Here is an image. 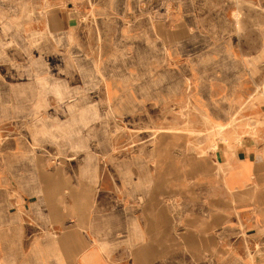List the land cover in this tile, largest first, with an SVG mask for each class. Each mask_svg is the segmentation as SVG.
I'll use <instances>...</instances> for the list:
<instances>
[{"label": "crops", "instance_id": "crops-1", "mask_svg": "<svg viewBox=\"0 0 264 264\" xmlns=\"http://www.w3.org/2000/svg\"><path fill=\"white\" fill-rule=\"evenodd\" d=\"M8 1L12 10L19 1L33 8L37 3L44 14L42 27L28 24L25 33L45 30L60 34L59 39L66 33L68 45L77 40L73 30L77 34L84 28L94 31L95 42L90 44H96L98 30L111 39L118 37L113 45L126 47V110L195 109L205 116L203 110H209L224 121L238 113L235 128L223 134L216 150L208 144V137L197 153L188 136L185 143L175 141L161 149L154 142L140 145L135 155L138 163L126 165V172L152 174L155 196L148 198L147 186L142 184L126 185L133 193L127 196L130 206L137 203L134 199L140 202L146 197V203L154 207L153 212H133L141 236L135 249L127 232L126 219L135 220L131 213H108L99 220V212L94 211L96 198L91 195L92 215L80 221L69 206L75 201L72 192L81 197V184L63 175H50L49 161L37 149L27 154L28 171L33 174L29 194L19 191L13 176L6 183L0 164V264H160L166 255L179 251L206 264H264V100L257 98L249 104L248 97L259 86L248 76L245 63L251 58L237 49L245 43H264L255 32L264 29L259 14H251L252 32L246 41L236 26L211 28L205 4L200 9L195 0ZM153 2H160L158 9ZM175 2L167 11V4ZM170 16L173 21L163 28ZM231 44L233 53L212 50L215 45L220 50ZM64 48L34 62L56 58L59 64L51 65L50 72L60 77L61 64L70 61V56L61 53ZM80 55L81 60H99V55L90 52ZM107 82L114 91L109 79ZM166 121L157 118L153 125L166 129L184 123L179 117ZM15 152L12 149V155ZM63 171L66 173L60 162L56 172ZM132 185H139L138 190L131 189ZM179 196L181 204L189 206L181 228L179 217L167 207L169 197L172 202Z\"/></svg>", "mask_w": 264, "mask_h": 264}, {"label": "rangeland", "instance_id": "rangeland-1", "mask_svg": "<svg viewBox=\"0 0 264 264\" xmlns=\"http://www.w3.org/2000/svg\"><path fill=\"white\" fill-rule=\"evenodd\" d=\"M159 3L153 2L151 5L154 9H158ZM175 4L176 2L168 3L167 11L170 10L171 5L176 6ZM195 4L200 6V9L205 4L207 21L211 28L236 26L239 32H242L243 40L246 41L252 32L249 29L252 22L251 14H259V25L264 22V0L258 3L252 0H195ZM27 6L26 1H19L12 10L8 0L0 1V164L3 165V173L6 177L4 180L9 184L13 176L18 183L19 191L29 194L31 191L29 179L33 174L28 171L27 154L29 150L37 149V152L49 161L50 175L53 177L63 175L68 181L72 183L77 181L81 184L79 189L81 197H75L72 192L75 201L69 207L73 216L85 220L92 215L91 195L96 198L94 211L99 212L96 214L99 220L105 219L108 213L114 214L126 210L127 214L129 212L135 218V220L126 219L131 225V228L128 225L129 229H127L129 240L133 248L138 247L141 236L138 217L133 212L138 213L140 210L153 212L154 207L153 204L146 203V197L140 202L134 199L137 203L134 207L130 206L128 197L133 193L130 189H126V185L142 184L144 188L147 186L144 190L148 198L155 196L152 174L126 172L128 167L126 165L138 163L136 160L138 158L135 157L138 148L153 142L154 147L166 148L175 141L185 143V136H188L193 141L196 153L206 137L213 149L216 141L210 138L220 132L218 125L231 123V127L225 132L234 129L235 116L238 112L234 113L233 119L224 121L214 117L209 110H203L206 117L201 110L195 109L179 110V112L156 108L143 111L126 110V92H123L126 89V71H124L126 47L124 44L113 45L118 37L111 39L107 32L103 34L100 30L97 35L96 30L99 42L96 39V44H90V41L95 42L94 31L91 28L80 29L77 34L76 30H73V38L76 35L77 40L75 41L74 38L73 42L69 43L68 39L69 45L72 44L69 47L66 33L62 34L61 40L60 34L48 33L45 30H41L42 34L39 29L25 33L28 31L25 29L29 28L28 24L33 27H42L44 24V14L39 10L40 7H37L38 4L36 3L34 8ZM161 7L165 8L164 5ZM196 18L199 21L200 18ZM168 19L164 21L163 28H168L166 24H171L173 21L171 16ZM229 31L231 30L227 33ZM255 32L259 38L262 36L264 41V29ZM82 41L84 43H80ZM60 47H65L61 53L67 54V58L70 56V61L68 59L66 65L61 64L62 73L58 77L54 76L57 72H50V66L59 64L57 63L59 60L56 58H53V61L46 59L34 62V60L39 56L43 59L52 56L60 51ZM237 47L239 52L241 50L244 55L251 58L245 63L248 76L252 77L259 86L248 97L251 99L249 104L252 105V101L257 98L264 100V43L257 45L245 43ZM213 49L223 52L227 49V52L233 53L232 44L228 47L221 46L220 50H218L219 46L215 45L212 46ZM81 52L84 55L89 52L99 55V60H81ZM31 54L34 57H31ZM252 54L256 57H252ZM108 79L115 87L114 91L111 90ZM76 86L85 87L80 89L75 88ZM117 90L121 92L116 93ZM171 117H179L184 123L175 127L168 125L166 129L153 125L157 118L166 121ZM169 129L178 131L171 133ZM225 132H222L218 138H223ZM154 136L155 141L151 138ZM12 149H17L18 156L16 152L12 155ZM60 162L64 164L66 173L56 172ZM95 185L96 188L92 190L90 186ZM138 187L139 185H132L131 189L137 191ZM181 202L183 200H180V196L172 202L169 197L167 202V207L179 217L180 228L182 216L189 208ZM160 264L206 263L197 256L179 251L166 255Z\"/></svg>", "mask_w": 264, "mask_h": 264}, {"label": "bare ground", "instance_id": "bare-ground-1", "mask_svg": "<svg viewBox=\"0 0 264 264\" xmlns=\"http://www.w3.org/2000/svg\"><path fill=\"white\" fill-rule=\"evenodd\" d=\"M85 26V25H84ZM87 35V34H86ZM113 63V62H112ZM110 69H112V68H110ZM116 70V69H115ZM107 85H108V83H107ZM112 90V89H111ZM258 92V91H257ZM262 92V91H261ZM110 94V93H109ZM255 95V94H254ZM116 96V95H115ZM30 98V97H29ZM109 99V98H108ZM250 101H251V99H249ZM208 116V115H207ZM206 117V116H205ZM233 119V118H232ZM204 123V122H203ZM216 123V122H215ZM218 125V124H217ZM219 126V128H220V132H218V133H216V135H214L213 137H211L210 139L212 140H215L216 142L213 144V149L214 150H216V146H217V144H218V140H219V138H218V136L222 133V132H225L226 130H228L230 127H231V123H225V124H219L218 125ZM213 127V126H212ZM169 131L171 132V133H176L178 130H174V129H169ZM185 132V131H184ZM180 137V136H179ZM221 140V139H220ZM189 143V142H188ZM85 147V146H84ZM87 147V146H86ZM85 147V148H86ZM194 149V148H193ZM22 153V152H21ZM90 155H92V154H90ZM18 156V155H17ZM24 156V155H23ZM93 166V165H92ZM153 172V171H152ZM20 190V189H19ZM187 196V195H186ZM169 199V198H168ZM80 206H81V204H80ZM70 209V208H69ZM74 209V208H73ZM128 220V219H127ZM81 221V220H80ZM80 224V223H79ZM128 225H129V223H128ZM83 226V225H82ZM130 226V228H131V225H129ZM78 228V227H77ZM80 228V227H79ZM85 228V227H84ZM90 229V228H89ZM129 229V228H128ZM195 234V233H194ZM246 254V253H245Z\"/></svg>", "mask_w": 264, "mask_h": 264}]
</instances>
